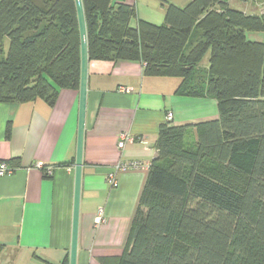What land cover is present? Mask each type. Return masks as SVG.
Wrapping results in <instances>:
<instances>
[{
  "label": "trees",
  "instance_id": "16d2710c",
  "mask_svg": "<svg viewBox=\"0 0 264 264\" xmlns=\"http://www.w3.org/2000/svg\"><path fill=\"white\" fill-rule=\"evenodd\" d=\"M160 1L163 24L131 26L134 5L83 0L90 62L141 61L147 75L178 77L176 94L214 98L219 118L160 125L127 246L101 262L264 264V43L247 36L264 31V16L233 0ZM80 78L75 0H0V103H54Z\"/></svg>",
  "mask_w": 264,
  "mask_h": 264
},
{
  "label": "crops",
  "instance_id": "0c3cea01",
  "mask_svg": "<svg viewBox=\"0 0 264 264\" xmlns=\"http://www.w3.org/2000/svg\"><path fill=\"white\" fill-rule=\"evenodd\" d=\"M116 1L134 5L137 20L154 23L165 15H152V0ZM168 1L184 7L192 0ZM144 70L141 61L89 64L78 264H102V257L121 256L127 246L148 169L120 173L118 187L111 188L107 176L114 166L150 164L169 112L175 125L219 118L214 98L178 95V77ZM79 103L74 89L61 90L54 103L41 98L0 103V163L12 169L0 176V264H61L70 254ZM125 131L133 140L120 149ZM40 160L55 168L53 175L35 167ZM100 209L104 219L97 224Z\"/></svg>",
  "mask_w": 264,
  "mask_h": 264
},
{
  "label": "water",
  "instance_id": "95a60500",
  "mask_svg": "<svg viewBox=\"0 0 264 264\" xmlns=\"http://www.w3.org/2000/svg\"><path fill=\"white\" fill-rule=\"evenodd\" d=\"M81 43V78H80V103L78 140L75 162V196L72 227V244L69 254V264H78L79 227L82 195V176L84 165V141L88 104V80H89V42L86 14L83 0H75Z\"/></svg>",
  "mask_w": 264,
  "mask_h": 264
},
{
  "label": "built area",
  "instance_id": "2783aa9c",
  "mask_svg": "<svg viewBox=\"0 0 264 264\" xmlns=\"http://www.w3.org/2000/svg\"><path fill=\"white\" fill-rule=\"evenodd\" d=\"M122 90L125 91L128 89L126 87H122ZM166 118H167V121H172L173 113L169 112ZM132 140H133V136L129 132L127 131L122 132L119 136V141H118L119 148L123 149L126 146V144ZM149 165L150 164H143L139 161H133V162L120 161L114 166L113 170L107 176V182L109 183L111 188H116L119 185L118 175L120 173L127 172L132 169H148ZM35 167L42 170L45 173V175H48V176L53 175L54 170H55V168L52 165H47L45 161H42V160L37 161L35 163ZM11 172H12V169L10 168L8 163L5 161H2L0 163V176L6 175ZM103 219H104L103 209H100L98 213V217H97V224L102 223Z\"/></svg>",
  "mask_w": 264,
  "mask_h": 264
},
{
  "label": "rangeland",
  "instance_id": "374dc122",
  "mask_svg": "<svg viewBox=\"0 0 264 264\" xmlns=\"http://www.w3.org/2000/svg\"><path fill=\"white\" fill-rule=\"evenodd\" d=\"M49 2L54 3V0H49ZM152 2H153L152 4L148 5L150 7V11L152 15L155 16L156 18L157 16H160V18H162V15L165 9L162 6L161 1L152 0ZM230 4L234 8L240 9L248 14L264 16V0H233ZM43 19H44V23H48L51 17L47 16L46 18H43ZM164 20H165V15L163 16L161 21L154 22V23L161 25L164 23ZM137 22H138L137 18L134 16L131 20V26H136ZM31 31L33 32V29H31ZM27 34L28 33H25L24 36ZM247 36L251 40L260 41L264 43V31H248ZM9 47H10V41L7 39L4 44V49L6 53L8 52ZM208 59H209V54L205 57V59L203 60V63L206 64V62H208ZM5 263H6L5 261L4 262L2 261L1 264H5ZM7 264H12V263H7ZM13 264H26V263L21 262V263H13Z\"/></svg>",
  "mask_w": 264,
  "mask_h": 264
}]
</instances>
